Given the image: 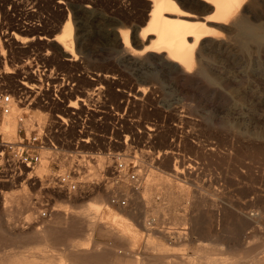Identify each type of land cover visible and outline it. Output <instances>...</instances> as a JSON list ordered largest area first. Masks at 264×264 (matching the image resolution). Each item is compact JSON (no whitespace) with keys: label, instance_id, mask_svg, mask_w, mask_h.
Wrapping results in <instances>:
<instances>
[{"label":"rangeland","instance_id":"1","mask_svg":"<svg viewBox=\"0 0 264 264\" xmlns=\"http://www.w3.org/2000/svg\"><path fill=\"white\" fill-rule=\"evenodd\" d=\"M57 1L0 0V33L8 34H0V44L10 48L11 59L19 64L32 54H45L51 65L68 73L116 74L117 81L100 82L117 115H90L91 130L104 138L85 150L102 155L103 165L109 153L118 160L125 156L129 174L141 170V191L143 179H160L152 186L157 192L151 188L139 193L150 195L144 198L150 205L124 184H113L111 190L128 197L127 205H109L112 192L100 184L85 199L56 200L57 209L66 214L55 212L42 221L30 208L27 187L1 186L0 264H264V0H244L236 14V21L245 15L250 29L232 19L222 28L211 25L187 73L168 63L139 66L128 61L140 48L130 41L127 55L111 33H128L133 23H128V0H67L62 7ZM67 16L79 66L63 61L69 55L61 46L38 38H52L54 25ZM12 32L30 40L6 41ZM77 82L81 88L93 86L85 76ZM134 94L140 101H128ZM17 128L12 135L0 133L14 139ZM179 185L184 194H179ZM22 193L28 195L26 203L4 200ZM88 200L100 203L94 213L86 211Z\"/></svg>","mask_w":264,"mask_h":264},{"label":"built area","instance_id":"2","mask_svg":"<svg viewBox=\"0 0 264 264\" xmlns=\"http://www.w3.org/2000/svg\"><path fill=\"white\" fill-rule=\"evenodd\" d=\"M10 53V48H0V116L9 114L13 104L28 108L19 115L14 139L0 133V187H27L30 208L39 220H48L57 211L56 200L82 198L100 184L104 188L110 185L111 190L117 177L125 176L137 187L141 183L138 174H129L128 161L118 160L111 153L100 169L102 180L84 178L86 166L93 167L99 155L85 149L95 147L98 137L104 138L91 130L90 115L97 113L99 119L104 114L117 115L104 85L92 79L96 72L62 71L51 65L45 54L42 57L32 54L19 64L11 59ZM73 59L64 57L63 61L81 65L77 54ZM83 76L92 82V87L79 86L77 81ZM72 96L74 99H70ZM32 105L35 107L30 108ZM34 111H39L43 120L33 121L27 129L22 121ZM105 138L112 141L110 136ZM42 163L47 169L38 172ZM111 192L109 205H127L126 196Z\"/></svg>","mask_w":264,"mask_h":264},{"label":"bare ground","instance_id":"3","mask_svg":"<svg viewBox=\"0 0 264 264\" xmlns=\"http://www.w3.org/2000/svg\"><path fill=\"white\" fill-rule=\"evenodd\" d=\"M37 1V0H36ZM39 1V0H38ZM41 1V0H40ZM54 1V0H53ZM67 0H58L57 3V7H62L64 4H66ZM244 2V0H128V5H130V7H128V23L130 21H132L133 23L130 24L129 29H128V33L125 34H121V35H117L116 32H114V30H112V35L113 38L112 40H115V43L117 46L120 47V45L123 47V52L126 53L128 52V47L131 46V43H134L135 46L139 47L140 49L138 50L137 54L133 57H128V61L131 59V61L139 66H143L144 64L151 62V61H155V62H159L160 63H168L171 65H175L177 67H179V69L182 72H188L189 68L192 67L191 64L194 65L193 60H194V55L196 53V48L198 46V44L202 41V39H204L205 37L209 36V32L211 29V25H217L218 28H222V24L225 23L226 21L232 19L233 22L236 21V14L240 11V7L242 5V3ZM250 2V0H249ZM253 2V1H251ZM68 4V3H67ZM252 4V3H251ZM30 5V4H29ZM56 5V4H55ZM244 5V4H243ZM242 5V6H243ZM256 5V4H255ZM37 6V5H36ZM247 6V5H245ZM89 6H85V9H88ZM248 8V7H247ZM256 8V7H255ZM254 8V9H255ZM56 9V7H55ZM249 9V8H248ZM62 10V9H61ZM123 11V10H121ZM243 11V10H242ZM241 11V12H242ZM248 11V10H246ZM250 11V10H249ZM255 11V10H254ZM251 12V11H250ZM239 14V13H238ZM64 15V14H63ZM124 15V14H123ZM120 16V15H119ZM245 17V15H243ZM242 16V17H243ZM123 17V16H122ZM240 17V16H239ZM240 17V18H242ZM237 19L238 21V25L244 29H250L251 24L249 23V20L247 21V18L244 19ZM255 18V17H254ZM62 19V18H61ZM111 19V18H110ZM125 21V20H124ZM236 21V22H237ZM119 22V21H118ZM135 22V23H134ZM125 23V22H123ZM106 24V23H105ZM237 24V23H236ZM253 24V23H252ZM216 27V28H217ZM224 27V26H223ZM228 27V26H227ZM115 28V27H114ZM118 28V27H117ZM116 28V29H117ZM39 28H37L38 30ZM234 29V28H233ZM237 29V28H235ZM19 32H21L22 34H27L29 33L27 30L23 29H19ZM36 30V29H35ZM222 30V29H221ZM231 30V29H230ZM127 31V30H125ZM52 32L54 33L52 38L49 37H38L41 40H47V41H52L54 43V45L56 46H61L63 52L67 53L68 55L71 56H76L75 52H74V41H73V24L70 20V18L67 16L66 19H63V21L58 25H54V27L52 28ZM224 32V31H223ZM237 32V31H236ZM239 33H241L240 31H238ZM246 32V31H245ZM129 33L131 34V39L129 38ZM243 33V32H242ZM3 36H6L8 34H5V32L0 33ZM11 34H13L12 37H9L6 39V41H8L9 39H13L16 43H25L28 42V40H30V38L28 39L27 37L24 36H20L15 32H12ZM246 35V34H245ZM251 35H249L248 38H250ZM211 37V36H210ZM242 37V36H241ZM246 37V36H244ZM33 38V37H32ZM31 38V39H32ZM102 38V37H101ZM212 38V37H211ZM243 38V37H242ZM247 38V37H246ZM247 38V39H248ZM253 37H251L250 39L252 40ZM216 39V38H215ZM244 39V38H243ZM213 40V39H212ZM244 41V40H243ZM234 42V41H232ZM237 42V41H236ZM254 42V41H253ZM204 43V42H203ZM0 48H2L1 44H0ZM121 48V47H120ZM199 49V48H198ZM61 50V51H62ZM118 50V49H117ZM134 50V49H132ZM122 53V52H121ZM123 54V53H122ZM130 54L129 52L127 53V55ZM197 54V53H196ZM64 55V54H61ZM60 55V58H61ZM201 55V54H200ZM132 56V55H131ZM72 58H67L68 60H74ZM119 57V56H118ZM197 57V56H196ZM123 59V58H122ZM55 60H58V58H56ZM61 62V61H60ZM133 64V65H134ZM131 66V65H130ZM138 66V68H139ZM150 67V66H149ZM137 68V67H136ZM147 68V67H146ZM7 69V68H6ZM115 69V68H114ZM141 71V70H140ZM201 71V70H200ZM142 72V71H141ZM128 74V73H127ZM92 79L97 80L98 82L102 81V80H111L112 82L117 81V76L116 74L114 75H109V73H100V72H96L95 73V77H93ZM154 81V80H153ZM146 86V85H145ZM102 85L99 86V88H101ZM146 88V87H144ZM139 90H143V88H140ZM142 92V91H141ZM144 92V91H143ZM140 93V92H139ZM142 94V93H141ZM143 96V95H142ZM142 97H139V95H133V99L131 98V100L129 99L128 101H131L133 103H136V101H140ZM28 108V106L25 107H19L16 105H12L11 107V111L9 114L7 115H3L2 117L0 116V132L5 133L7 135H12L15 131V129L18 126V118L19 115L21 113L22 110H26ZM161 115V114H160ZM43 120V115L39 112V111H34L32 114L27 115L23 121H22V125L25 128H29L31 126V123L33 121H37L40 122ZM148 130L153 131V128L148 127ZM9 139V138H8ZM169 147V146H168ZM231 149V148H230ZM127 151V150H126ZM205 152V151H204ZM252 152V151H251ZM124 154V153H123ZM126 155L128 154L125 153ZM221 154V153H220ZM125 157V156H124ZM122 157V159H127L126 157L124 158ZM212 157V156H211ZM216 157V156H215ZM101 158H103L102 155H98L95 157V165L93 167L86 166V175L84 176L85 180L89 181L92 179V177L99 178L100 179V169L103 165V161ZM121 159V160H122ZM183 159V158H182ZM181 159V160H182ZM264 159V158H263ZM125 161H128L125 160ZM176 164V162L174 163ZM167 165V164H166ZM241 165V164H240ZM176 166H173V168H175ZM244 167V165L242 166ZM172 168V166H171ZM170 168V171H171ZM46 164L42 163L40 165V167L38 168V172H45L46 171ZM188 170V169H187ZM141 171V170H140ZM137 170V174L138 177L141 179V172ZM94 172L96 174H94ZM140 172V173H139ZM171 173V172H170ZM173 173V171H172ZM177 174V173H175ZM187 174V173H186ZM98 175V176H97ZM162 177V176H161ZM227 177V176H226ZM243 177V176H242ZM118 180L116 181V185L118 187H122V185L124 184L126 189L129 186V190L132 191L131 195L132 196H137L139 200H141L143 203L146 204V202H148L147 199L144 200V198L149 197L150 195H146V197H142L140 193L141 189H142V181L141 183L138 184L137 187H134V185H132V183H128V181H130L129 179H127V177L123 176V177H117ZM121 178V179H120ZM145 178V177H144ZM151 179V178H149ZM143 179V181L146 183L145 185H143V190L141 191V193L143 191H150L153 184L156 183L154 181L159 180L160 177L156 176H152V179ZM166 179V178H164ZM148 181V182H147ZM167 180H165L166 182ZM169 181V180H168ZM230 181V180H229ZM228 182V181H227ZM232 182V181H230ZM257 182V181H256ZM171 182H169L170 184ZM168 184V185H169ZM173 184V183H172ZM232 184V183H231ZM159 185V184H157ZM177 185V184H176ZM175 186V185H174ZM178 186V185H177ZM109 187L110 185H106L105 189H107L109 191ZM165 187H172L170 185L169 186H165ZM179 188L181 189V185H179ZM124 190H126L125 188H123ZM146 189V190H145ZM153 189V188H152ZM159 189V188H158ZM157 189V190H158ZM172 189V188H171ZM175 189V188H174ZM184 189V188H183ZM183 189H181V193L179 192V194H184L185 191H182ZM9 190V189H8ZM19 190H25V186L20 187ZM156 191V188L153 189ZM152 190V191H153ZM170 189H166L165 191H168ZM177 190H179L177 188ZM255 190V189H254ZM93 191V190H92ZM146 191V192H147ZM165 191L161 192V193H165ZM257 191V189L255 190ZM153 193V192H152ZM169 193V191H168ZM165 193L166 195H169L171 198V195L174 194L173 189H172V193L170 195V193ZM143 194V193H142ZM156 195V193H154ZM154 194H152V196H154ZM159 194V193H157ZM165 194L164 197L166 196ZM9 196L6 197L4 200H6V202H10L12 204V202L16 205L19 204V202L22 200L23 202L26 203L27 200V196L26 194L22 193V194H8ZM141 195V196H140ZM244 195V194H243ZM249 195V194H248ZM83 196V195H82ZM87 196V195H86ZM89 196V195H88ZM167 196V197H169ZM185 196V195H184ZM75 197V196H74ZM73 197V198H74ZM85 197V196H84ZM134 197L131 199L133 200ZM165 197V198H167ZM177 197V196H176ZM179 197V196H178ZM79 198V197H78ZM83 198V197H82ZM128 198V197H127ZM164 198V199H165ZM174 197H172V200ZM181 198V195H180ZM259 198V197H258ZM85 199V198H83ZM151 199V198H149ZM153 199V197H152ZM151 199V200H152ZM257 199V197L255 198ZM129 200V199H128ZM137 200V199H136ZM147 200V201H146ZM150 200V201H151ZM156 200V199H155ZM159 200V199H158ZM168 200V199H167ZM166 200V202H167ZM170 200V199H169ZM213 200V199H212ZM171 201H169V203H172ZM176 201V200H175ZM258 201V200H257ZM16 202V203H15ZM92 202V203H91ZM137 202V201H136ZM157 201H155L156 203ZM184 202V201H183ZM21 203V202H20ZM154 203V202H153ZM168 203V202H167ZM177 203V202H176ZM259 203V202H258ZM257 203V204H258ZM5 204V203H4ZM7 204V203H6ZM151 203L148 202V205H150ZM158 203H156V208L158 209L160 206ZM162 204V203H161ZM173 204V203H172ZM171 204V205H172ZM255 204V202H254ZM10 205V204H8ZM100 203L99 202H94V201H86L84 203V206H86V211L90 210L92 211V213H94L95 211H97L98 207ZM105 205L107 207H109V205L107 203H105ZM13 206V205H12ZM159 206V207H158ZM9 207V206H8ZM20 207V206H19ZM152 207V206H151ZM162 207V206H161ZM169 207V206H168ZM174 207V206H172ZM171 207V208H172ZM7 208V207H6ZM147 208V207H146ZM153 208V207H152ZM151 208V209H152ZM168 208V209H171ZM213 208V207H211ZM4 209V208H3ZM19 209V208H18ZM155 209V208H153ZM183 209V208H182ZM8 210V209H7ZM160 211V209H158ZM227 210V209H226ZM63 212L64 214H66L65 210H60L57 209V212ZM164 211V210H163ZM30 213V212H29ZM175 213V212H174ZM31 214V213H30ZM34 214V213H33ZM62 214V213H61ZM98 213L96 212V215ZM80 215V214H79ZM35 216V215H34ZM77 216V215H76ZM89 216V215H88ZM108 216V215H107ZM117 216V215H116ZM122 216V215H121ZM120 216V217H121ZM245 216V215H243ZM247 216V215H246ZM257 216V215H255ZM80 217V216H79ZM91 217V216H89ZM261 217V216H260ZM263 217V216H262ZM11 218V217H10ZM30 218V217H29ZM86 218V217H85ZM125 218V217H124ZM50 219V218H49ZM90 219V218H89ZM88 219V220H89ZM94 219V218H93ZM111 219V218H110ZM116 219V218H115ZM250 219V218H248ZM248 219H244V220H248ZM264 219V218H263ZM118 220V219H117ZM125 220V219H123ZM127 220V219H126ZM10 221V220H8ZM37 221V220H36ZM42 221V220H40ZM91 221V220H90ZM94 221V220H93ZM111 221V220H109ZM122 221V220H121ZM119 221V223L121 222ZM103 222V221H101ZM108 222V221H106ZM129 222V221H128ZM60 223V222H59ZM109 223V222H108ZM218 223V222H217ZM246 223V221H245ZM261 223V222H260ZM116 224V223H115ZM114 224V225H115ZM122 224V223H121ZM128 224V223H127ZM247 224V223H246ZM245 224V225H246ZM250 224V221L247 225ZM257 224V223H256ZM255 224V225H256ZM21 226V225H20ZM110 226V225H109ZM122 226V225H121ZM126 226V225H124ZM130 226V225H129ZM258 226V224H257ZM113 227V226H112ZM264 227V226H263ZM15 228V227H14ZM89 228V227H88ZM91 228V227H90ZM124 228V227H123ZM128 228V227H127ZM131 228V227H130ZM148 228V227H147ZM147 228H145L147 230ZM259 228V227H258ZM120 229V228H119ZM151 229V228H148ZM161 230V229H160ZM124 231V230H123ZM261 231V230H260ZM59 232V231H57ZM129 232V231H128ZM172 233H174V231H170ZM125 233V231H124ZM166 233V232H165ZM164 233V234H165ZM178 231H176V234L178 235ZM181 234V233H180ZM264 236V235H263ZM261 236V237H263ZM252 238V237H251ZM258 238V237H257ZM255 239V238H254ZM261 239V238H260ZM260 241V240H258ZM263 243V242H262ZM264 244V243H263ZM248 245V244H247ZM246 245V246H247ZM259 246V245H258ZM263 247V245H262ZM258 250V249H257ZM261 252V251H260ZM263 255V254H262ZM212 261V260H211ZM9 262V261H8ZM137 262V261H136ZM11 263H13V261H11ZM5 264H7V262H5Z\"/></svg>","mask_w":264,"mask_h":264},{"label":"crops","instance_id":"4","mask_svg":"<svg viewBox=\"0 0 264 264\" xmlns=\"http://www.w3.org/2000/svg\"><path fill=\"white\" fill-rule=\"evenodd\" d=\"M58 213H62V214H64L63 212H61V211H59Z\"/></svg>","mask_w":264,"mask_h":264}]
</instances>
